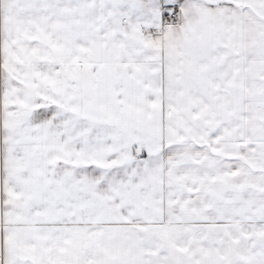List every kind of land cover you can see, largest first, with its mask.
Masks as SVG:
<instances>
[{"label":"snow or ice","instance_id":"obj_1","mask_svg":"<svg viewBox=\"0 0 264 264\" xmlns=\"http://www.w3.org/2000/svg\"><path fill=\"white\" fill-rule=\"evenodd\" d=\"M0 264H264V0H0Z\"/></svg>","mask_w":264,"mask_h":264}]
</instances>
